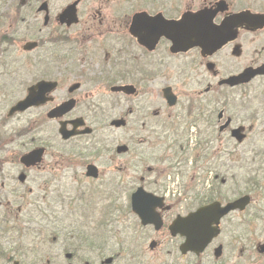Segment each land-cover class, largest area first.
Returning a JSON list of instances; mask_svg holds the SVG:
<instances>
[{
  "label": "flooded vegetation",
  "instance_id": "1",
  "mask_svg": "<svg viewBox=\"0 0 264 264\" xmlns=\"http://www.w3.org/2000/svg\"><path fill=\"white\" fill-rule=\"evenodd\" d=\"M217 2L146 0L144 8L130 7L166 19L210 8L203 23L214 28L246 10L225 0L226 10L211 17ZM118 8L104 17L100 8L94 25L79 30L44 16V27H51L49 52L40 51L49 36L38 41L39 52L27 48L31 39L19 33L26 19L19 21L20 7L16 15L3 13L12 22L0 34V264H264V183L248 172L257 166L242 154L229 172L230 148L219 154L185 150L181 143L201 139L214 147L217 140H234V118L210 79L211 73L217 78L213 57L199 48L176 52L167 38L155 44L157 30L144 32L150 48L140 46L131 19ZM237 30L224 48L235 51L240 43L244 50L245 38L258 34L264 63V27L252 32L241 23ZM255 80L264 82V74L248 84ZM38 83L34 103L12 112ZM257 110L264 128V104ZM225 120L231 122L221 132L217 123ZM63 124L93 131L63 139ZM58 136L75 143L53 149ZM255 140L264 142V135ZM42 148L38 162L26 158ZM255 154L263 167L264 150ZM139 188L152 197L139 199ZM135 200L147 205L144 217ZM237 200L222 215L217 205L199 214L207 205L224 208Z\"/></svg>",
  "mask_w": 264,
  "mask_h": 264
},
{
  "label": "rangeland",
  "instance_id": "2",
  "mask_svg": "<svg viewBox=\"0 0 264 264\" xmlns=\"http://www.w3.org/2000/svg\"><path fill=\"white\" fill-rule=\"evenodd\" d=\"M36 0H27L25 3L22 2V0H0V34L3 33L7 29V27H11V22L12 20L8 19L7 16H4V12L6 14H9L10 12H13L14 15L17 13V8L20 7L21 10V20L25 19V22H22L23 27L20 26V31L19 33L23 34L27 38L29 37L32 40L35 39H44L46 37H51L50 35V30L51 27H44V16L45 13L41 12L38 13L37 10H30L29 6H36L39 7L41 3L44 0H37L36 3H34ZM50 5V15L57 17L58 13L61 12L63 8H65L68 4L74 2L75 0H47ZM237 0H234L235 2V7H239L241 4L236 3ZM256 0H248L247 4L250 5V9H256L255 3ZM126 2H129L126 3ZM125 3V4H124ZM146 4V0H139L136 3L132 4L130 0H80L79 1V7L80 11H82V16H81V24L77 26L78 30L83 26H90L92 27V16L94 13H98V9L103 8L105 11L103 12L102 17L105 16L107 13L109 16H114L112 12L108 13L110 9H113L115 7L122 6V8H118L116 13L120 14L119 12H123V16H129V20L131 19L132 14L135 12L133 11L132 7L134 6L136 8H141L144 7ZM7 6H9L8 9ZM31 6V7H32ZM25 9V13H22V10ZM121 14V15H122ZM98 21V19H97ZM94 25V24H93ZM98 27V25H95ZM43 29V30H42ZM18 31V30H17ZM54 34V33H53ZM52 34V35H53ZM245 52L242 57H234L231 55L230 51L229 53L224 52V59L229 60V63H232L233 66L231 67L230 70L234 69H240L246 64H255V63H260L261 61V43H259L258 40V34H249L248 38H245ZM44 45L40 46L43 49L40 51L47 50L43 47ZM39 49V48H38ZM139 49V48H138ZM35 52H39V50L36 49ZM140 53V49L138 50ZM102 57L104 56L103 51H101ZM219 58L222 57L221 55L218 56ZM192 86L195 85V83H191ZM245 91V90H244ZM110 95V94H109ZM242 95H245L244 100H242ZM227 96L231 103H234L236 100L241 102L242 104H236L230 107L231 111L236 112L239 118H244L246 119V132H247V138L240 142V143H234L230 142L227 143L226 141L219 142L218 140L214 142V147L212 148L213 150H217V152L220 154L221 150L220 149H226V147L229 145L231 147L229 151L226 153H230L229 155H232L230 166L232 167L231 171H234L236 169V160L237 158L244 154L246 156V159L248 160V165L250 167L258 165L256 167L257 170L251 171L248 169L249 172V178L255 177L256 181L258 182L261 180V184L264 183V174L261 173L259 174V170L262 171L264 170V166H261L260 161L257 159V162L254 161L255 153L260 154L261 150L264 149V142H261V140H255L257 137H261V135H264V132L261 131V120L258 121V119L254 118L253 116H248L245 113V104L248 102V108H251L252 103L256 101L257 103L264 102L262 100V97H264V87L261 86V82L253 84L250 88L247 89V94L241 93L240 90H237L233 93H229L226 88H224V92H217V98L219 97H225ZM244 101H247L246 103ZM238 118V121H239ZM261 118V116H259ZM259 125V126H257ZM104 133H107L105 130H102ZM58 141L56 143L55 139L53 138V141L55 143V146L53 149H68L73 146L75 143L74 141L65 143L63 140L60 139V137H57ZM87 139H84V142H86ZM90 142V140H89ZM13 147L17 148L18 144H14ZM220 147V149H219ZM260 152V153H259ZM225 153V154H226ZM228 155V154H227ZM197 173V172H196ZM195 172L192 170L187 171V176H193ZM198 176V175H197Z\"/></svg>",
  "mask_w": 264,
  "mask_h": 264
},
{
  "label": "water",
  "instance_id": "3",
  "mask_svg": "<svg viewBox=\"0 0 264 264\" xmlns=\"http://www.w3.org/2000/svg\"><path fill=\"white\" fill-rule=\"evenodd\" d=\"M76 5L77 2H75L74 4L70 5L61 15V20L62 22H67L68 24L71 23H75L78 21L77 16H76ZM47 3H44L42 8L46 7ZM206 13V12H204ZM204 13L201 14H196L193 16L190 15H186L183 19V21L181 22H166V25L164 27V30L166 32V34L172 38L175 43H178L177 47L182 48L183 46H190L192 44H197V45H201L203 48H209V46L212 44L210 42H203L201 40V38H205L206 33L210 32L209 28L205 27V26H201V24H199L200 19L203 17L202 15H204ZM145 15H140L141 20L143 21H150L151 19ZM260 16L258 14H252V13H242V14H235L232 15L230 18H228L226 20V23L223 24V26L220 27V29L223 30H227V23H234L236 24L239 21H246L249 24H254L256 25L257 23H259V18ZM246 18H251L254 19L256 21H252V20H248ZM154 19V18H153ZM230 31V30H229ZM197 42V43H194ZM218 45V47L221 46V43H213V47L216 48ZM264 71V69H263ZM257 72H259V70H252V69H248L245 73H243L240 77L243 78L245 77L248 73H253L256 74ZM41 87V88H40ZM40 88V89H39ZM41 90L42 89V84H39L36 87H33L30 89V94L28 95V97L26 98V100L19 102L13 109L12 112L18 111V110H24L25 108H27L29 105L34 103V93H37V90ZM239 130H237L238 132ZM61 133L63 134L64 138H69L70 136H72L73 134H76L75 131H68L66 129V127H62L61 128ZM40 152H42L41 150H36L34 152L31 153L30 156H28V160L35 162L37 159H39L40 156ZM143 193L142 190L139 191V195L138 198L140 199L143 195L141 194ZM147 205H144L143 203L140 202V200H138L137 202H135V208L137 210V212L144 217L148 212L145 210V207ZM232 206H235V204H230L228 205L226 208H224L225 212L228 211L229 209L232 208ZM214 212V208H212L211 206H207L203 209H201L199 214H203V213H213ZM204 222L207 224L206 221L201 220V222ZM214 222V221H211ZM204 229H208V225L204 227Z\"/></svg>",
  "mask_w": 264,
  "mask_h": 264
}]
</instances>
